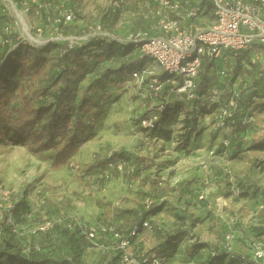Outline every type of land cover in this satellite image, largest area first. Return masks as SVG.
<instances>
[{
  "label": "rangeland",
  "instance_id": "1",
  "mask_svg": "<svg viewBox=\"0 0 264 264\" xmlns=\"http://www.w3.org/2000/svg\"><path fill=\"white\" fill-rule=\"evenodd\" d=\"M124 1L126 6L119 15L121 25L114 28L120 30L119 36L128 34L133 28L150 30L148 21L151 20H145L150 14L146 9L150 0ZM113 2L56 0L49 6L50 21L44 25L40 14H36L32 8L39 4L38 0H0V35L4 32L11 40L9 47L0 49V89L6 93L2 107L12 105L19 86L37 87L41 82L39 78L21 80L18 70L8 58L9 54L23 53L25 47L31 45L45 57L47 69L53 70L56 53L53 47L62 44L68 37L87 34L90 26L102 15L112 14ZM73 8L84 16L76 23L80 29L78 36L74 32L75 23L67 19ZM33 13L36 15L33 16ZM61 19L67 21L71 32L59 27L58 20ZM26 33L40 40L41 44H35ZM228 54L232 55L231 52ZM100 55L93 57L99 58L100 62ZM123 60L119 55H107L100 66L93 61L90 63L93 74L86 81L74 84V100L77 102L85 86L93 81L94 87L85 97L92 103L86 119L96 128V137L66 167L52 170L49 153H29L23 140L0 118V197L7 192L16 205L13 218L20 228L18 236L22 253L29 257L33 253H40L47 257L60 256L62 260L69 258L67 233L62 232L64 227L69 226L78 238L74 244L81 246L77 256L81 264H120L116 242L111 243L110 247L114 249L110 251L92 247L72 225L78 215L83 221V217L92 211L95 217L88 221L101 225H107L104 220L107 216L123 224L139 225V219L129 218L127 212L122 214L129 202L127 190L148 194L146 203L150 207H160L155 216L145 220L149 221L153 234L157 232L156 239L153 235L151 241L158 242V246L168 244L170 237L180 236L186 231V238L177 243L181 250L190 245H204L207 250H216L224 243L225 231L231 230L239 237L234 245L237 254L246 256L257 250L264 252V148H253L264 137V89L256 105H249L255 123L250 125L248 134L244 131L241 135L248 138L242 139L239 152L230 156L220 151L222 133L213 132L208 116L203 122V129L199 132L191 129L189 136L196 139L194 144L190 146L182 141L187 133L186 126L192 121L184 97L177 96L176 100L181 98L178 103L173 102L171 96L167 97L171 106L164 107L163 112L158 113L163 119L162 122L158 121L160 124L154 130L137 129L139 119L155 110L164 98L163 94L160 99L150 93L152 98H149L143 87L138 88L126 75L121 79L103 72L104 69L118 68ZM144 60L143 67L152 65L151 61ZM255 61L253 69L259 74L263 59ZM216 73L217 70H211L209 76L216 78ZM155 98L157 100L152 101ZM252 143L257 144L252 146ZM112 153H117L118 160L121 158L127 163L129 171L121 173L100 167L88 174L85 172L89 165L102 161ZM132 167L135 168L134 172L131 171ZM137 168L141 171H136ZM91 181H94L96 188H91ZM148 184L152 186L151 189ZM120 190L123 191L122 196ZM178 210L184 214L186 228L182 224L184 221L173 216V211ZM200 211H203V215L199 220L195 215ZM45 220L54 222L52 227L44 233H33ZM157 221L160 222L159 229L154 228ZM227 224L232 227L227 228ZM124 231L123 228V235ZM171 249L161 252L167 257V264H201L199 256L205 253L199 248H192L193 251L197 250V258L193 259L177 249L171 254ZM130 251L135 257L152 252L148 250L135 254L131 247ZM229 262L227 259L226 263ZM2 263L6 264V261Z\"/></svg>",
  "mask_w": 264,
  "mask_h": 264
},
{
  "label": "trees",
  "instance_id": "2",
  "mask_svg": "<svg viewBox=\"0 0 264 264\" xmlns=\"http://www.w3.org/2000/svg\"><path fill=\"white\" fill-rule=\"evenodd\" d=\"M18 1L22 2L23 0ZM38 1L39 4L34 5L32 8L35 9L36 14H40L42 23L46 25L47 22L50 21L51 15V9L49 6L50 4H54L56 0ZM149 3L150 4L147 5L148 7L146 9L150 11V14L145 20H151L148 21L150 30H135L133 28L130 30V32L141 31L146 32L151 37L160 36L161 33L157 27V18L154 17L155 4L153 3V0H150ZM37 8L38 11H36ZM120 13V11L115 10L112 12V14L110 12L107 13V15H102L101 19H99L95 24H99L104 30L119 36L120 30L117 28L115 30L114 28L120 27L121 25L122 20L119 16ZM36 14L33 13L32 15L34 16ZM68 16H71V21L73 24L75 23L74 27H76L74 32L77 34V36L80 35V29L76 23L80 19H84V16H81L78 10L74 8ZM170 16L171 18H175V15L172 13H170ZM200 18H204L205 21H210L212 15L209 6L206 7L202 13V17ZM192 21L193 19H189L187 22L190 23ZM196 21V23H202L199 19ZM66 22L67 21L65 19L58 20L59 27L63 30H68L71 32V28L70 26L66 25ZM110 26H112L113 29H110ZM124 36L125 35H121L120 37ZM0 37L4 40H8L4 32H2ZM9 41L11 42V40ZM9 44L10 43H5L2 47H0V49L9 47ZM63 46L64 45L62 43L58 44L57 47H53L56 52L54 55L55 68L53 70L47 69L45 57L41 55L38 48L31 47V45L26 46L23 53L20 51L16 54H9L8 58L13 63L14 68L18 70L21 80H24V78H39L41 82L37 87L33 86L25 88L23 86H19L16 90V94L13 96L12 105L9 108L2 107L6 93L4 90L0 89V118L4 122H7L10 126V130L23 140L29 153H49V163L52 170H58L68 166L69 163L78 155L80 148L90 143L96 137V133L94 132L95 127L86 119L92 103L90 99H86L85 97L87 92L94 87L93 81L89 82L85 86L82 96L77 102L74 100L75 94L73 91L74 84L86 81L88 76L93 74L94 70L90 66V63L94 61V64L100 66L105 56L119 55L124 60L123 62L121 61L118 68L114 70L104 69L103 72L107 71L111 76L121 79L124 75H126L131 80L130 73L132 71H138L139 69L141 70L145 61L144 58L141 57L132 46H122L117 42L107 43L100 40H90L86 44L67 50L64 55H60ZM225 54H227V56L230 58L229 62L231 64V70L228 89L225 90L223 96L221 97L220 103L222 104L232 97L231 92H228V90L234 91L232 89V85L237 79H240V86L235 89L236 93H238V98L236 99L237 109L232 111L230 118L225 121L224 128L217 130L213 128L212 124L216 115L219 113L220 105L218 103L213 105H202V102L188 101L185 99L188 102L185 104H187L188 109L191 111L189 114L192 116V121H189L190 124L186 126L187 133L184 134L182 141L188 143L190 146L194 144L196 139H193V137L191 138V136H189L190 132L192 131L191 129L193 128V130L196 132H199L200 129H203V122L208 116V119L212 121L211 129L213 132L218 134L222 133L223 141L220 144V151L224 150V152L231 156L239 152V148L242 145L240 143L241 140L248 138V136L242 137L241 135L244 133V131L248 134L250 131V125L255 123V119L252 115L250 107L256 105V101L252 103V98L254 97L257 100L261 90L263 91L264 89V72L257 74V72L253 69L255 63H251L250 56L247 53H238L236 56L230 55L228 53ZM99 55L101 56L100 59L102 60L100 62L98 61L99 58L94 59L93 57ZM222 65L223 64L221 61L216 63L204 62L202 64L197 78L196 93L198 95L207 93L211 87L217 85L218 71L222 68ZM211 70L213 72H216L217 70L216 78L214 75L209 76V71ZM162 78H165V76ZM244 83H246V87L242 86ZM170 88V86L164 87L157 96L159 98L161 97V94H163V98L164 96H171L173 102H180L179 99L184 96L176 100L178 95L174 92H170ZM221 88H223V86H221ZM152 100H157V98ZM163 102L164 99H161V103ZM169 106H171L170 102L167 104V107ZM146 115L147 113L142 118H144ZM247 115L252 116L253 121L250 123H243V119ZM141 119L138 121L137 128L140 131H144L139 126ZM159 119L158 121L162 122L161 119H163V117L160 120ZM159 124L160 123H158L156 127H158ZM195 126L198 129H196ZM225 141L227 143L226 146L223 145ZM256 144L257 143H252V146H255ZM259 146L261 149L264 148V137L262 141L258 143V146L256 145L253 148L259 149ZM116 154L112 153L111 156L103 158L102 161L89 165L85 172L88 174L91 170H96L100 167H106V164L110 158L118 159V155ZM134 169L135 168L132 167L131 171L134 172ZM126 170L129 171V168H127V163L125 171ZM13 205L14 212L16 208L14 202ZM142 208L143 209L139 217L141 224L146 219H150L152 216H155L156 213L161 210L158 206L150 207L149 203H144ZM180 212V210L173 211V216L178 220L184 221L182 224L185 226L186 219L183 217L184 214ZM141 224L134 226L139 229V233L142 229ZM62 232L65 234L67 233V240L69 242L67 243L66 248L68 250L69 258L62 260L60 256L47 257L40 253H33V255L29 257L22 253L19 245V236L12 233L11 227L5 223V220L2 221L0 224V264H3V261H6V264H81L77 257L81 250V246L79 243L77 246L74 244V242L78 240L77 236H75V233L71 232L70 228L68 227H64ZM232 232L230 231L225 233L223 238L224 243L225 236ZM181 234L182 235L180 236L173 235L170 237L168 244L159 245V252L153 251L148 254H155L163 257L166 260L167 257L162 255L161 252L172 247L171 254L175 249H177V251H182L184 254H186L188 258L195 259L197 258V248H199L201 252H205L204 255L199 256L201 257V264H239L237 261V256L241 254H237L235 252L234 257L231 258L230 255L226 254L225 248L222 250H207L204 245H193L192 247L190 245L185 250H181L179 244L177 245V243H180L183 238L185 239L188 233L185 231ZM238 238L239 237L237 236L235 244L237 243ZM114 241L117 244L115 239ZM192 248L197 250L193 251ZM227 259L230 261L229 263H226Z\"/></svg>",
  "mask_w": 264,
  "mask_h": 264
},
{
  "label": "built area",
  "instance_id": "3",
  "mask_svg": "<svg viewBox=\"0 0 264 264\" xmlns=\"http://www.w3.org/2000/svg\"><path fill=\"white\" fill-rule=\"evenodd\" d=\"M153 3L155 4L154 17L157 18L160 36L151 37L146 32L137 31L120 37L104 30L99 24H93L87 34L66 38L60 55L90 40L132 46L141 57L151 61L152 64L130 73L131 80L138 88L143 87L151 95L157 96L164 87L170 86V92L176 93L179 97L184 96L188 101L202 102V105L218 103L219 113L212 126L217 130L223 129L225 121L230 118L232 111L237 109L238 93L235 89L240 86V79H237L232 85L234 91L228 90L232 97L220 103L221 97L228 89L231 70L230 58L225 53L231 52L233 56L238 53H247L251 63L261 58L263 59L261 72H264V0H153ZM125 6L124 0H114L112 12L115 10L122 12ZM207 6L212 15L210 21L200 18ZM170 13L174 14L175 18H171ZM67 19L72 20V17L67 16ZM189 19H199L202 23L190 22L186 25L185 21ZM9 42L0 37V47ZM218 61H221L223 65L218 71L217 85L211 87L207 93L198 95L196 93L197 78L202 64ZM163 76L165 78H162ZM242 86L246 87V83ZM167 100L165 96L163 103L140 120L139 126L142 130L151 131L156 128L159 114L163 112L164 107H167ZM255 101L256 98L253 97L252 103ZM252 121L253 117L249 115L243 119V123ZM223 145H227L226 141ZM106 167L124 173L126 162L110 158ZM13 210L14 205L9 193H3L0 197V224L5 220V223L11 227L12 233L20 235V230L13 218ZM53 223L45 220L34 229L33 233H44L52 227ZM72 226L92 247L106 250L101 239L106 236L115 239L120 264H167L163 257L155 254L135 257L131 253L132 241L139 234L137 227H132L127 234L123 235L114 227L99 223L75 220ZM141 226L151 230L148 221H144ZM237 236L234 232L225 236L224 248L231 258L234 257ZM237 261L239 264H264V252L257 250L250 255L241 254L237 256Z\"/></svg>",
  "mask_w": 264,
  "mask_h": 264
},
{
  "label": "crops",
  "instance_id": "4",
  "mask_svg": "<svg viewBox=\"0 0 264 264\" xmlns=\"http://www.w3.org/2000/svg\"><path fill=\"white\" fill-rule=\"evenodd\" d=\"M153 29H155V28H153ZM156 32V31H155ZM144 93L145 94H149L147 91H144ZM142 94V93H141ZM148 96V95H147ZM149 98H152V96L149 94V96H148ZM153 101V100H152ZM131 128V127H130ZM138 129V128H137ZM94 132L96 133V128H95V130H94ZM86 146H88V144H86V145H84V146H82L81 148H80V150H79V153H80V151L82 150V148L83 147H86ZM223 152H224V150H223ZM223 154H225V152L223 153ZM78 156H76L75 158H77ZM137 171L138 170H140L141 171V169L140 168H137L136 169ZM144 170H147V169H144ZM146 173V172H145ZM93 183H94V181H91V188L93 189L96 185H94L93 186ZM148 186H149V188L151 189L152 188V186L150 185V184H148ZM96 188V187H95ZM118 189V188H117ZM146 189V188H145ZM121 191V190H120ZM131 194H130V193ZM123 193V191H121V193H120V196H122L121 194ZM154 193V192H153ZM126 194L128 195L127 196V198L129 199V202H128V206L126 207V210L125 211H123L122 212V214L123 215H125V212H127L128 214H126V215H128L129 216V218L131 217V218H135V219H137L138 220V218L140 217V215H141V212H142V205L144 204V203H146L147 201V198L149 197V196H147L148 194H145L144 192H138V193H135V192H133V191H129V190H127L126 191ZM139 195V196H138ZM147 196V197H146ZM93 212V211H92ZM92 212H89V213H87V216L86 217H83V221L84 222H90V223H95L94 221H88V220H90L91 218H94L95 217V215L93 216V214H95L94 212L92 213ZM90 215H92V216H90ZM203 215V211H200V212H197L196 213V215H195V217L196 218H199V220H200V218H201V216ZM80 216L78 215V217L76 218V220H81V217L79 218ZM105 223L107 224V225H111L112 227H114L116 230H118V231H122L123 230V228L125 229V231H124V233L125 234H127L128 233V231L132 228V227H134L135 225H133V226H131L129 223H127V222H125V224H123L121 221H119V220H113L110 216H107V217H105ZM139 220H140V218H139ZM202 221V220H201ZM127 223V224H126ZM159 223L160 222H158L157 221V224H155L154 225V227H158L159 226ZM122 224V226L120 227L119 225H121ZM139 224H141L140 223V221H139ZM227 226V228H231L232 226H229L228 224L226 225ZM185 227V226H184ZM120 228V229H119ZM159 228V227H158ZM186 228V227H185ZM225 228V227H224ZM18 229L20 230V228L18 227ZM122 229V230H121ZM231 231V230H230ZM157 233V232H156ZM156 233L155 234H153V232H152V230H148V229H141L140 230V233L138 234V236L136 237V238H134V243L132 244V246H131V248H132V251L135 253V254H143V253H145L146 251H148V250H152V252L153 251H156V250H158V242H152L151 240H153L152 239V236L154 235V239H156ZM225 233H227L226 231H225ZM224 238V237H223ZM223 240V239H222ZM101 242L103 243V245H104V247L108 250V251H110V250H113L114 248L113 247H110V245H112L111 243H113V244H115V241H114V239H112V237L111 236H106L105 238H103L102 240H101ZM225 247V243H223V245H222V247L221 246H219L217 249L218 250H222L223 248ZM117 249V248H116ZM112 252V251H111Z\"/></svg>",
  "mask_w": 264,
  "mask_h": 264
},
{
  "label": "bare ground",
  "instance_id": "5",
  "mask_svg": "<svg viewBox=\"0 0 264 264\" xmlns=\"http://www.w3.org/2000/svg\"><path fill=\"white\" fill-rule=\"evenodd\" d=\"M26 35L31 39V41H33L35 44H41V41L40 40H38V39H35V38H33L31 35H30V33H26Z\"/></svg>",
  "mask_w": 264,
  "mask_h": 264
}]
</instances>
